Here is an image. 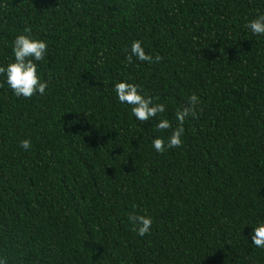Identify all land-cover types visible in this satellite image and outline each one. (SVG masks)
Instances as JSON below:
<instances>
[{
  "label": "trees",
  "instance_id": "trees-1",
  "mask_svg": "<svg viewBox=\"0 0 264 264\" xmlns=\"http://www.w3.org/2000/svg\"><path fill=\"white\" fill-rule=\"evenodd\" d=\"M264 0H0V66L31 28L44 95L0 75V258L7 264H264ZM133 41L163 59L126 57ZM166 111L142 123L114 85ZM195 93L180 148L157 153ZM167 119L172 128L156 125ZM31 140V148L19 147ZM151 217L138 236L128 216Z\"/></svg>",
  "mask_w": 264,
  "mask_h": 264
},
{
  "label": "clouds",
  "instance_id": "clouds-1",
  "mask_svg": "<svg viewBox=\"0 0 264 264\" xmlns=\"http://www.w3.org/2000/svg\"><path fill=\"white\" fill-rule=\"evenodd\" d=\"M247 28L253 35H264V14L258 15L251 20ZM31 28L26 26L23 34H18L12 41V53L14 62L8 63L6 67L0 66V75L6 76V83L12 93L18 98L30 99L39 94L44 95L48 88V81L41 79L38 74L37 62L43 61L48 51V44L41 39L33 38ZM129 55L126 57L129 64L133 63V57L141 62L149 64L159 63L163 59L156 55L153 57L145 52L140 41L131 43ZM139 85L127 82H118L114 85V92L121 104L130 106L131 114L136 120L145 123L155 118L158 114L166 111V105L155 103L150 96L142 95ZM200 103L198 96L191 94L186 103L177 108L175 119L177 126L172 130L167 141L163 137L152 140V147L157 153H164L167 149L180 148L183 145L181 137L184 134V123L191 117L197 118V105ZM157 131H167L172 128V124L167 119H161L156 125ZM31 140H22L19 144L23 150L31 148ZM129 222L133 225V231L140 237L150 234L153 220L151 217L131 213L128 216ZM251 244L257 248H264V222L254 227L251 234ZM0 264H7L6 258H0Z\"/></svg>",
  "mask_w": 264,
  "mask_h": 264
}]
</instances>
